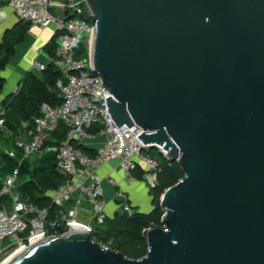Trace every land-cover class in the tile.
I'll return each mask as SVG.
<instances>
[{
	"label": "water",
	"instance_id": "water-1",
	"mask_svg": "<svg viewBox=\"0 0 264 264\" xmlns=\"http://www.w3.org/2000/svg\"><path fill=\"white\" fill-rule=\"evenodd\" d=\"M85 1L68 19L93 24L112 120L138 125L183 178L140 260L72 231L6 264H264V0Z\"/></svg>",
	"mask_w": 264,
	"mask_h": 264
},
{
	"label": "built area",
	"instance_id": "built-area-1",
	"mask_svg": "<svg viewBox=\"0 0 264 264\" xmlns=\"http://www.w3.org/2000/svg\"><path fill=\"white\" fill-rule=\"evenodd\" d=\"M4 6L12 8L25 24L42 30L54 27L51 30L58 43L56 56L46 64L36 61L34 69L41 74L50 63L58 67L62 77L56 88L62 104L56 107L43 104L41 116L35 120V129L27 131L24 138L15 140V147L22 152V157L0 190V258L17 255L40 239L63 236L72 231L90 233L96 242L94 225H103L110 217L105 184L116 189V213L132 215L131 199L122 184L133 181L135 172L142 168L143 180L149 189H155L159 163L147 154L151 148L138 138L143 133L138 125L134 124L130 129L126 125L118 128L112 120L107 106L112 95L93 72L90 40L88 54L78 57L84 38L90 36L91 39L93 24L80 18H68L89 14L86 1L0 0V10ZM19 90L20 87L15 94ZM60 123L68 127L67 139L57 147H45V141L56 132ZM96 125L101 129L92 136L89 131ZM0 133L12 135L6 127L2 108ZM97 137L105 138V142L94 156L74 146V142L85 146V141ZM3 150L8 157L18 158L16 151ZM49 152L57 154V169L67 179L61 187L46 193L52 202L48 208L37 206L30 197H24L18 184L24 160H42ZM161 153L166 158V152ZM113 160L120 161L115 169L119 170L121 181L113 173L103 177L99 172ZM83 201L89 209L84 207ZM51 207L57 209L54 218L50 217Z\"/></svg>",
	"mask_w": 264,
	"mask_h": 264
},
{
	"label": "trees",
	"instance_id": "trees-1",
	"mask_svg": "<svg viewBox=\"0 0 264 264\" xmlns=\"http://www.w3.org/2000/svg\"><path fill=\"white\" fill-rule=\"evenodd\" d=\"M30 28L31 25L20 22L0 37V71L6 69L12 58L15 57L18 46L24 43ZM89 40L90 36L84 38L78 49L79 58L88 54ZM57 46V38L54 37L46 48L51 59L55 58ZM61 77L62 74L58 67L54 63H50L40 76L27 74L20 84L19 92L2 102L1 108L5 110L6 127L12 135L0 133V143L16 151L18 155L17 159H12L4 152H0V174L5 178L17 168L22 157V152L15 147V140L24 138L27 131L35 129V120L41 116L43 104L48 103L53 107L62 104L60 92L56 88ZM4 87L5 81L0 78V97ZM100 129L101 127L96 125L89 132L96 134ZM67 133L68 127L64 123H60L56 132L45 141V147L61 145L67 139ZM74 146L88 155L94 156L95 154V150L78 144V142H74ZM153 150L155 149H150L147 152L152 156ZM157 150L161 158L158 161L160 173L157 187L150 189L153 198L152 210L149 213L132 215L116 213L106 220L101 229H96L95 226L94 237L98 244L110 250L119 251L134 260H140L147 255L148 246L143 238V233L152 225L162 227L164 213L161 208V198L164 192L183 178V172L178 163L169 161L159 149ZM56 164L57 154L53 152L46 153L42 160H24L18 184L19 192L24 197H30L37 206L49 208L52 202L46 193L58 189L67 179L55 168ZM136 173L137 178L143 179L144 169L140 168ZM4 180L0 179V190ZM56 210L51 207V218H54Z\"/></svg>",
	"mask_w": 264,
	"mask_h": 264
},
{
	"label": "crops",
	"instance_id": "crops-1",
	"mask_svg": "<svg viewBox=\"0 0 264 264\" xmlns=\"http://www.w3.org/2000/svg\"><path fill=\"white\" fill-rule=\"evenodd\" d=\"M19 23L20 21L15 11L8 6H4L0 10V37H2L7 31L16 27ZM53 39L54 35L51 29L42 30L37 26H31L24 43L18 46L15 57L12 58L6 69L0 71V78L5 81V87L0 97V109L2 102L17 92V89H19L21 82L27 74L30 73L40 76V74H37V70L34 69V64L36 61L46 64L49 59H51L46 48ZM91 135L95 136L93 133ZM104 142L105 138L97 137L86 142L85 146L89 149L95 150L96 154V150L100 148ZM1 144L2 143H0V145ZM0 149H2V146H0ZM2 150H0V152H3ZM99 172L103 177L113 173L117 180L121 181L122 179L119 170L109 165L102 167ZM137 177V173L134 174V180L123 183L122 187L129 194L133 209H137L139 213H149L152 210L153 204L151 191L146 182ZM115 192L116 189L114 187L107 183L105 184V201L107 203V210L110 217H113L116 214L118 208ZM83 205L85 208L89 209L86 202L83 201ZM83 218L89 219L88 216H84Z\"/></svg>",
	"mask_w": 264,
	"mask_h": 264
},
{
	"label": "rangeland",
	"instance_id": "rangeland-1",
	"mask_svg": "<svg viewBox=\"0 0 264 264\" xmlns=\"http://www.w3.org/2000/svg\"><path fill=\"white\" fill-rule=\"evenodd\" d=\"M38 72V71H37ZM37 74H40L39 72L37 73ZM85 142H88V141H85ZM0 146H2V149L4 148V149H9L6 145H4V144H1ZM2 149H0V150H2ZM2 151H4V150H2ZM147 154H149L148 152H147ZM159 151L157 150V149H155V150H153L152 151V158L154 159V160H156L157 162L158 161H160L161 160V158L159 157ZM0 179L1 180H4L5 179V177L4 176H2V174H0ZM137 213H139V211L137 210V209H133V214H137ZM94 226H96V229H101V226L102 225H94ZM103 228V227H102ZM9 257V255H4V256H2L0 259V264H2L7 258Z\"/></svg>",
	"mask_w": 264,
	"mask_h": 264
},
{
	"label": "bare ground",
	"instance_id": "bare-ground-1",
	"mask_svg": "<svg viewBox=\"0 0 264 264\" xmlns=\"http://www.w3.org/2000/svg\"><path fill=\"white\" fill-rule=\"evenodd\" d=\"M16 255H13L12 257L6 259L2 264L8 263L11 259H13Z\"/></svg>",
	"mask_w": 264,
	"mask_h": 264
}]
</instances>
